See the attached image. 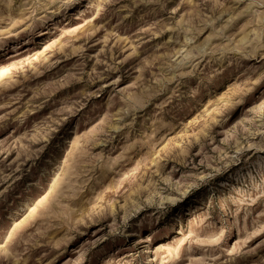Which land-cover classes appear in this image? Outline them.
I'll return each instance as SVG.
<instances>
[{
  "label": "rangeland",
  "instance_id": "1",
  "mask_svg": "<svg viewBox=\"0 0 264 264\" xmlns=\"http://www.w3.org/2000/svg\"><path fill=\"white\" fill-rule=\"evenodd\" d=\"M0 264H264V0H0Z\"/></svg>",
  "mask_w": 264,
  "mask_h": 264
}]
</instances>
